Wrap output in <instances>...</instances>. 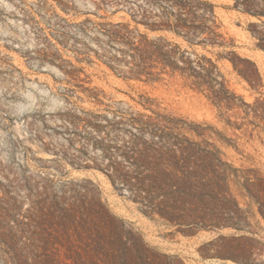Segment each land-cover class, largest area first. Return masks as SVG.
I'll list each match as a JSON object with an SVG mask.
<instances>
[{"label":"trees","instance_id":"1","mask_svg":"<svg viewBox=\"0 0 264 264\" xmlns=\"http://www.w3.org/2000/svg\"><path fill=\"white\" fill-rule=\"evenodd\" d=\"M231 2L230 9L248 19L246 31L264 52V0ZM100 5L114 9L112 15L122 11L128 19L80 24L79 34L97 36L90 39L96 50L82 44L86 52L76 49V55L87 60V52H92L113 73L127 79L156 82L178 76L218 109L227 126L264 144V100L245 103L228 88L216 63L193 50L234 46L222 34L212 4L101 0ZM225 57L250 88L262 87L253 62L233 50ZM59 68L76 78L75 70ZM58 118L61 124L51 132L65 144H51V152L73 167L103 173L144 215L189 236L226 228L240 231L248 226L251 206L264 221V179L254 171L232 168L212 143L183 135L185 124L179 120L129 109L110 114L74 109ZM27 128L41 140L32 124ZM238 197L245 201V208ZM225 240L219 237L209 243L220 249L213 256L250 262L254 251L240 245L248 239L231 238L218 245ZM0 258L4 264H182L147 247L137 232L110 212L91 184L67 182L56 191L46 176L27 169L12 179L4 176L0 183Z\"/></svg>","mask_w":264,"mask_h":264},{"label":"rangeland","instance_id":"2","mask_svg":"<svg viewBox=\"0 0 264 264\" xmlns=\"http://www.w3.org/2000/svg\"><path fill=\"white\" fill-rule=\"evenodd\" d=\"M100 1L0 0V183L4 176L12 179L21 169L43 174L56 191L67 182L89 183L110 212L137 232L154 252L174 257L182 264H240L213 256L220 249L208 245L219 237L226 242L218 245L243 237L248 240L240 245L254 251L248 264H264V221L254 206L249 210L248 226L240 231L226 228L185 235L156 217L144 215L128 194L116 190L100 171L73 167L51 152V144H65L51 128L61 124L58 117L66 111L110 114L129 109L149 116L154 112L184 123L181 133L188 138L215 145L232 168L254 171L264 179V144L257 137L249 139L227 126L218 109L185 80L178 76H165L156 82L127 79L113 73L92 52H87V60L73 52H86L82 44L96 50L90 39L97 36L79 34L80 24L128 19L122 11L112 15L114 9L102 7ZM204 1L214 6L221 32L234 46H198L193 50L216 63L228 88L245 103L264 100V52L255 47L246 31L248 19L230 9L231 0ZM167 37L186 47L170 34ZM230 50L256 65L262 79L260 89L250 88L236 73L225 57ZM59 67L75 70L76 78ZM84 89L97 97L94 99ZM28 124L41 140L28 130ZM238 199L245 208V201ZM0 264H4L1 258Z\"/></svg>","mask_w":264,"mask_h":264}]
</instances>
